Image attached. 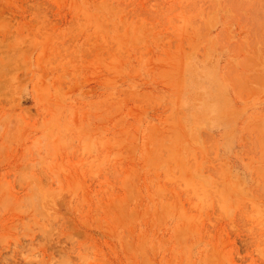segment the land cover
Masks as SVG:
<instances>
[{
  "label": "rangeland",
  "instance_id": "obj_1",
  "mask_svg": "<svg viewBox=\"0 0 264 264\" xmlns=\"http://www.w3.org/2000/svg\"><path fill=\"white\" fill-rule=\"evenodd\" d=\"M0 264H264V0H0Z\"/></svg>",
  "mask_w": 264,
  "mask_h": 264
}]
</instances>
